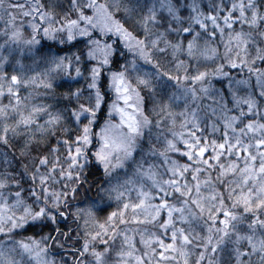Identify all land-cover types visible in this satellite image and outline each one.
Wrapping results in <instances>:
<instances>
[{"label":"snow or ice","instance_id":"snow-or-ice-1","mask_svg":"<svg viewBox=\"0 0 264 264\" xmlns=\"http://www.w3.org/2000/svg\"><path fill=\"white\" fill-rule=\"evenodd\" d=\"M0 21V145L23 158L0 264H264V0H0Z\"/></svg>","mask_w":264,"mask_h":264},{"label":"trees","instance_id":"trees-1","mask_svg":"<svg viewBox=\"0 0 264 264\" xmlns=\"http://www.w3.org/2000/svg\"><path fill=\"white\" fill-rule=\"evenodd\" d=\"M101 2H104V0H101ZM182 2L190 3L191 0H182ZM201 3H202V7H204L205 10H206L207 9V4L209 3V0H201ZM182 11H184V13L186 14V9H182ZM118 18H119V16H118ZM2 27H3V22L0 21V28H2ZM48 43H51V42H48ZM220 52L223 53V47H222V45L220 46ZM129 58H131L130 55H129ZM213 66L214 65L211 62H208V67L209 68H211ZM145 68L148 69V66H145ZM226 71H229L230 74L233 77L237 78V79L247 78V76H248V73H247V70L246 69L243 72H241L240 69H227L226 68ZM213 83L215 84L216 87H220V84L218 82H216L215 80L213 81ZM254 83H255V81L253 79V84ZM111 98H112L111 93H108V96H107L108 102H110ZM4 102L7 103L6 100ZM49 102H53V101H51V99L49 98ZM179 103L182 104L183 102L181 101ZM205 103H211V101H205ZM57 106L58 107H62L63 104L60 103ZM179 110L180 109L177 108V111H179ZM106 112H107V104H105L103 106V111H102V113L100 115V119L98 120L97 126L94 128V130H96V131L99 130V127L98 126H99V124H102L103 123V119L106 116ZM53 143H54V141H53ZM21 147H22V140H20L19 138H17L15 141H13L12 147H10V148H6L5 146L0 145V169H2L3 167H6L3 164V154L5 152H7L8 153V159L11 161V164H12V170H15L17 172L22 171L21 163H20V161L23 160V158L20 157V148ZM13 154H15V156H16V159L15 160L12 159V155ZM97 179H101V180L103 179V173H102V171H98V172H96V174L94 176H91L89 178V183H92V182L96 181ZM25 186L27 187V184H25ZM87 188H88V185H85V187L82 188L80 190V192L78 193L77 199L72 202V205H71L72 211H75V209L77 207H87L92 200H94V199L97 198L96 197V190H95V188H93V190H91V191H87L86 190ZM109 203L112 204V208H108L106 205H103L102 207H105V211L98 212L97 218L100 219L101 222L106 217L107 212L113 210L114 207H115V203L114 202H109ZM69 223L71 224V227L73 229H76L77 228L76 223L72 222L71 219H70ZM79 223L82 226L83 225V220H80ZM33 231H34L33 229H29L26 232H22L16 238L17 239L21 238V235H32L33 234ZM0 239H4V238L3 237H0ZM118 244H119V241H117V245Z\"/></svg>","mask_w":264,"mask_h":264}]
</instances>
